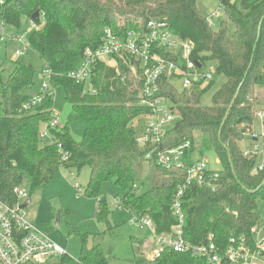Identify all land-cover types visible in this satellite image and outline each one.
I'll return each mask as SVG.
<instances>
[{
  "label": "trees",
  "instance_id": "1",
  "mask_svg": "<svg viewBox=\"0 0 264 264\" xmlns=\"http://www.w3.org/2000/svg\"><path fill=\"white\" fill-rule=\"evenodd\" d=\"M4 1L0 5V26L4 23L20 30L24 20L31 21L32 15L39 13L38 29L29 31L27 41L49 64L51 87L63 89L66 102L87 128L81 141L74 140L68 124L51 129V138L40 139L43 126L54 119L53 97L45 93L42 103L24 110L33 97L23 91L34 85V68L20 64L9 76L5 75L8 68H0L1 200L14 206L18 201L14 188L30 185L33 190L51 181L61 168L80 171L89 167L91 179L85 196L99 198L101 186L113 182L124 192L119 196L124 208L128 207L137 218L152 219L159 233L170 232L177 222L171 210L172 200L183 174L167 171L148 160L149 148L139 143L150 118V111L140 103V73L136 84L129 67L121 61L118 74L108 63L98 64L90 87L68 77L80 66L88 48L100 47L106 29L120 35L144 31L151 21L166 22L182 40L195 43L194 59L204 65L217 61L216 72L227 78L211 106H203L201 99L213 81L207 88L195 84L179 91L164 79L158 94L172 101L179 117L161 147L171 149L189 141L188 153L194 157L201 141L214 151L221 164V170L212 172L217 174L212 186L191 185L185 192L182 202L187 218L186 241L201 246L213 235L215 244L224 248L232 237L250 235L252 226L262 218L257 212V201L264 200V170L254 171L257 160L245 159L239 143L256 122L255 110L264 108V96L257 95L258 90H264V0H220L225 19L218 29L209 26L207 17L197 7L199 0ZM229 23L235 26L231 34ZM144 162L151 171L152 185L148 188L149 180L137 185V170ZM141 189L144 191L139 193ZM99 204L96 216L102 220L110 213V207L105 197L100 198ZM67 228V237L81 241V255L75 259L67 253L59 264H108L101 245L89 246V234L70 223ZM145 260L139 257L138 264H145ZM156 264L205 262L191 252L164 249Z\"/></svg>",
  "mask_w": 264,
  "mask_h": 264
},
{
  "label": "built area",
  "instance_id": "2",
  "mask_svg": "<svg viewBox=\"0 0 264 264\" xmlns=\"http://www.w3.org/2000/svg\"><path fill=\"white\" fill-rule=\"evenodd\" d=\"M220 1V0H219ZM5 1L0 0V5ZM217 10L207 17L210 27L215 28V21L218 20L223 7L220 4ZM31 30L38 29L34 20H31ZM5 29L4 23L0 26ZM10 35L6 39H12L19 43L21 50L16 51V57L25 56V53L33 50L28 41L27 35ZM196 45L192 40L181 39L174 34L166 22L151 21L146 24L145 30H135L126 34H115L112 30L106 29L100 47L97 49L88 48L84 52L80 66L69 73L68 77L77 84L92 86L91 80L95 67L101 63H108L116 68L118 74L119 62L129 67L131 73L137 77L140 73L141 100L140 103L150 111V118L147 121L145 133L138 139L141 146L149 148L146 153L148 160H153L167 171L175 170L183 174L182 183L179 184L176 194L172 200V212L177 222L173 224L169 233H159L154 221L146 216L137 218L138 225L147 227L159 245V250L148 257L147 264H156L164 249L181 252H191L194 256L204 260L205 264H264V217L252 226L249 236L232 237L226 247L219 248L213 241L214 236L207 237L201 246L188 243L185 238L186 213L182 199L186 190L191 185L199 187L212 186L213 178L217 174L207 162L196 160L188 151L191 143L184 144L171 149H164L161 143L167 133L179 120L174 113L172 101L160 93L162 81L170 80L172 85L179 90L190 89L195 84L207 88L214 80V74L205 70V65L194 59ZM43 76L52 80V72L49 64L43 70ZM50 88L43 84L41 93L30 98L24 106V110L34 107L44 99V94ZM51 95L50 93H47ZM52 96V95H51ZM255 123L244 133L245 137L251 139L254 144L250 149L242 151L245 159H256L255 172L264 170V152L262 142L264 138V108L255 110ZM39 134L42 140L51 138L50 130L58 128V122L53 119L45 124ZM244 127V126H242ZM66 158V155L64 154ZM18 201L14 206L6 204L0 199V264H47L50 259L60 260L66 255V250L60 247L47 234H43L36 226L27 220L25 209L21 206L29 199L28 191L24 187L14 188ZM100 201V198H97ZM116 210L124 207L119 201ZM99 204V203H98ZM97 209L100 210V205Z\"/></svg>",
  "mask_w": 264,
  "mask_h": 264
},
{
  "label": "rangeland",
  "instance_id": "3",
  "mask_svg": "<svg viewBox=\"0 0 264 264\" xmlns=\"http://www.w3.org/2000/svg\"><path fill=\"white\" fill-rule=\"evenodd\" d=\"M219 0H199L197 7L206 17L219 11ZM220 16L215 21V28L218 29L220 23L225 19L224 11H220ZM229 34L234 32L235 26L232 23L228 24ZM31 29V22L24 20L20 30L11 26L8 28H0V68L6 67V76L20 64L32 66L35 70L34 85L26 88L24 94L30 96H38L42 91L44 83L50 86L49 90L54 100L53 118L58 122L59 126L68 124L70 132L76 141H81L84 132L87 128L86 123L78 116L72 106L66 102L64 91L61 87L52 88L51 80L43 76V70L46 68V63L40 58L34 50L25 53V56L16 57L15 53L21 50V46L12 39L6 38L15 33L18 36L25 35ZM7 41V42H6ZM217 61H208L205 64V70L214 74V80L208 91L201 99L203 106H211L214 96L219 89L227 82L226 76L216 72ZM132 77V75H130ZM136 78V77H135ZM134 83L137 84L138 78ZM179 90H181V83ZM210 85V84H209ZM259 97L264 96V90H258ZM3 101L0 96V103ZM45 126V125H44ZM43 126V128H45ZM259 139L258 143L261 144ZM254 142L246 138L239 143L241 153L243 150L250 149ZM199 148L195 153L196 160L205 161L213 170H221V164L218 162L217 155L208 147L203 146L201 141L198 144ZM243 154V153H242ZM138 179L137 185L141 182L149 180L151 171L148 163L144 164L137 170ZM168 178L167 176H165ZM91 179V170L89 167H84L80 171L74 169L61 168L56 173L54 178L47 182L42 187H36L31 190L30 185L23 186L28 194H30L31 203L25 209L27 220L32 222L36 228L43 234H47L60 247L66 250L73 258H80L81 241L67 237L68 223L76 226L82 233L89 234V246L101 245L106 254L108 264H138L139 257H148L157 253L159 245L156 244L154 236L150 230L144 225H138L135 222V215L132 214L128 207L122 210H116L119 196L124 194L123 190L116 187L113 182L104 183L101 186V197H105L110 207V213L103 216L99 220L97 203L98 199H90L85 196L86 187ZM144 189L139 190V193ZM100 205V204H98ZM100 207V206H99ZM257 212L261 217H264V200L258 199ZM144 251L145 254H139ZM137 257V258H136ZM147 259V258H146ZM148 260H145V264ZM47 264H59L56 259H50Z\"/></svg>",
  "mask_w": 264,
  "mask_h": 264
},
{
  "label": "water",
  "instance_id": "4",
  "mask_svg": "<svg viewBox=\"0 0 264 264\" xmlns=\"http://www.w3.org/2000/svg\"><path fill=\"white\" fill-rule=\"evenodd\" d=\"M235 1H236V0H234L233 2H235ZM32 16H33V20H34L36 23H39V22H40V16H39V13H38V12H35ZM237 96H238V93L234 96V98H233L231 104L229 105V106H230V107H229V110L227 111V113H226V115H225V117H224V119H223V126H224L225 123H226V120H227V118H228L229 113H230L231 110L233 109V105H234V103H235V101H236ZM232 169H233V168H232ZM233 171H234V169H233ZM261 184H262L261 187H263V186H264V181H263ZM261 187H260V188H261ZM30 203H31V198H29V199L25 202V204H23L21 207H22L23 209H26V208L29 206Z\"/></svg>",
  "mask_w": 264,
  "mask_h": 264
},
{
  "label": "crops",
  "instance_id": "5",
  "mask_svg": "<svg viewBox=\"0 0 264 264\" xmlns=\"http://www.w3.org/2000/svg\"><path fill=\"white\" fill-rule=\"evenodd\" d=\"M6 28H8V27H6ZM6 28H5V29H6ZM5 29H4V30H5ZM13 34H15V33H13ZM13 34H12V35H13ZM6 42H7V41H6ZM16 43H17V42H16ZM18 44H19V43H18ZM31 201H32V200H31ZM139 251H140V249H139ZM140 252L143 253V254H145V252L142 251V250H141ZM70 256H71V255H70ZM149 256H150V254H149ZM149 256H148V257H149ZM71 257H72V256H71ZM148 257H146V258L148 259ZM74 258H75V257H74ZM75 259H76V258H75ZM147 259H146V260H147ZM58 261L60 262V260H58Z\"/></svg>",
  "mask_w": 264,
  "mask_h": 264
}]
</instances>
